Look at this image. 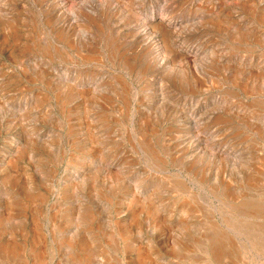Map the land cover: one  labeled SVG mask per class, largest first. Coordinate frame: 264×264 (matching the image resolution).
<instances>
[{
  "label": "rangeland",
  "instance_id": "rangeland-1",
  "mask_svg": "<svg viewBox=\"0 0 264 264\" xmlns=\"http://www.w3.org/2000/svg\"><path fill=\"white\" fill-rule=\"evenodd\" d=\"M262 157L264 0H0V264H264Z\"/></svg>",
  "mask_w": 264,
  "mask_h": 264
},
{
  "label": "bare ground",
  "instance_id": "bare-ground-1",
  "mask_svg": "<svg viewBox=\"0 0 264 264\" xmlns=\"http://www.w3.org/2000/svg\"><path fill=\"white\" fill-rule=\"evenodd\" d=\"M123 16V15H122ZM40 17V16H39ZM39 23V22H38ZM118 24V23H117ZM38 27V26H37ZM43 27V26H42ZM47 29V28H46ZM38 31V30H37ZM33 38V37H32ZM54 41V40H53ZM69 41V40H68ZM111 41V40H110ZM113 41V40H112ZM32 43V42H31ZM118 44V43H117ZM44 52H45V50H44ZM60 52H62V51H60ZM67 52V51H66ZM45 54V53H44ZM63 54V53H62ZM50 55V54H49ZM57 55V54H56ZM64 55V54H63ZM134 55V54H133ZM56 58V57H55ZM128 64V63H127ZM144 66V65H143ZM125 68V67H124ZM144 71V70H143ZM137 77V76H136ZM41 80V79H40ZM36 82V81H35ZM121 82V81H120ZM135 101V100H134ZM133 104V103H132ZM62 107V106H61ZM132 110V109H131ZM115 120V119H114ZM118 120V119H117ZM119 121V120H118ZM127 121V120H126ZM92 138V137H91ZM242 138V137H241ZM147 139V138H146ZM63 140V139H62ZM144 142V141H143ZM137 144V143H136ZM162 144V143H161ZM154 148V147H153ZM162 149V148H161ZM150 150V149H149ZM147 151V150H146ZM155 150H153V152H154ZM150 152V151H149ZM156 152V151H155ZM154 152V153H155ZM157 152H159V151H157ZM156 152V153H157ZM27 153V152H26ZM152 153V152H151ZM54 154V153H53ZM52 154V155H53ZM146 154V153H145ZM153 154V153H152ZM158 155V154H157ZM171 155V154H170ZM39 158V157H38ZM260 158V157H259ZM262 159L264 160V158L262 157ZM260 161V160H259ZM262 161V160H261ZM260 164V166H261V163H259ZM263 164V163H262ZM152 168V167H151ZM263 168V167H262ZM259 174V173H258ZM260 177V176H259ZM174 179V178H173ZM250 179V178H249ZM248 179V180H249ZM252 183V182H251ZM256 184V183H255ZM261 186V185H260ZM247 187V186H246ZM222 188V187H221ZM251 188V187H250ZM254 188H255V186H254ZM224 189V188H223ZM247 189V188H246ZM173 190V189H172ZM249 191V190H248ZM260 191V190H259ZM229 192V191H228ZM250 193V192H249ZM249 193H248V196H249ZM260 193V192H259ZM42 194V193H41ZM225 194V193H224ZM227 194V193H226ZM260 194H262V193H260ZM28 196V195H27ZM35 197H36V194L34 195ZM222 196V195H221ZM226 196V195H225ZM232 196V195H231ZM244 196H246V195H244ZM257 196V195H256ZM260 196V195H259ZM259 196H258V198H259ZM264 196V195H263ZM33 197V196H32ZM40 197V196H39ZM235 197V196H234ZM247 197V196H246ZM245 197V198H246ZM250 197V196H249ZM248 197V198H249ZM255 197V196H254ZM37 198V197H36ZM242 198V197H241ZM251 198V197H250ZM261 198H264V197H261ZM256 199H257V197H256ZM35 200V199H34ZM33 200V201H34ZM234 200H236L235 198H234ZM243 200H245V199H243ZM248 200V199H247ZM259 200H260V198H259ZM264 200V199H263ZM233 201V200H232ZM238 201V200H237ZM253 201V200H252ZM257 201V200H256ZM189 202V201H188ZM228 202H230V200L228 201ZM243 202V201H242ZM249 203H250V201H249ZM248 203V204H249ZM33 204V203H32ZM32 204H30V205H32ZM244 203H242V205H243ZM248 204H244L245 205V209H250L251 210V212H253V213H251V215H256L257 214V217H258V215L260 216V218H263L264 217V203H254V204H251V207H249L250 206V204L248 205ZM198 205V204H197ZM230 205V204H229ZM233 205V204H232ZM231 205V206H232ZM239 205V204H238ZM243 205V206H244ZM234 206V205H233ZM232 206V207H233ZM239 206H241V205H239ZM138 208V207H137ZM151 208V207H150ZM244 208V207H243ZM39 209V208H38ZM231 209V208H230ZM229 209V210H230ZM233 209V208H232ZM235 210L237 209V208H234ZM245 209H243V210H245ZM37 210V209H36ZM250 210H248V211H250ZM35 211V210H34ZM232 211V210H231ZM247 211V212H248ZM136 212V211H135ZM239 212V211H238ZM243 211H241L240 213H242ZM232 213V212H231ZM250 213V212H249ZM248 214V213H247ZM232 215V214H231ZM235 215V214H234ZM240 215V214H239ZM238 215V216H239ZM243 215H245V214H243ZM253 215V216H254ZM82 216V215H81ZM213 216V215H212ZM247 216V218H248V216L249 215H246ZM252 216V217H253ZM34 217V216H33ZM233 217V216H232ZM237 218V217H236ZM240 218V217H239ZM242 218H244V216H242ZM241 218V219H242ZM246 218V217H245ZM251 218V216L249 217V219ZM36 219V218H35ZM238 219V218H237ZM256 219H258V218H256ZM93 220V219H92ZM247 222L248 221H250V220H246ZM246 221H244V223L246 222ZM258 221V220H257ZM23 222V221H22ZM225 222V221H224ZM241 222V221H240ZM246 222V223H247ZM259 222V221H258ZM264 222V221H263ZM36 223V222H35ZM212 223V222H211ZM228 223V222H227ZM226 223V224H227ZM232 223V222H231ZM242 224H243V222H241ZM251 223V222H250ZM254 223H256V222H254ZM21 224V223H20ZM233 224H235V223H232V225ZM22 225V224H21ZM35 225V224H34ZM33 225V226H34ZM208 225V224H207ZM251 225V224H250ZM252 225H253V223H252ZM251 225V226H252ZM256 225H257V223H256ZM41 226V225H40ZM93 226V225H92ZM213 226V225H212ZM230 226V225H229ZM237 226H241V225H239V222H238V225ZM245 226H247V225H245ZM251 226H247V227H245V228H247L248 229V231L249 232H247V234H249V236L251 237L250 238V240H251V242H252V244H253V246H256V247H258L259 249H261V250H263L264 249V223H262V224H260L259 225V227H256L255 226V228L253 229ZM217 227V226H216ZM227 228H229V227H227ZM234 228V227H233ZM242 228H243V226H242ZM42 229V228H41ZM208 229V228H207ZM217 229V228H216ZM218 229H222V228H219L218 227ZM232 229V228H231ZM235 229H236V227H235ZM36 230V229H35ZM255 230V231H254ZM34 231V230H33ZM211 231V230H210ZM215 231V230H214ZM222 231V230H221ZM236 231V230H235ZM238 231H240L241 232V230H237V232ZM35 232V231H34ZM98 232V231H97ZM217 232V231H216ZM262 232V233H261ZM218 233V234H217ZM217 233H215L214 234V236H212V238H208V239H210V240H208V242H209V247H208V249H207V252L206 253H208L209 254V256H210V258H211V262H215V263H217V264H236L235 262H234V256H233V253L236 251V252H238L239 251V245L241 246V244H238V246H236L235 244H232V242L230 243V241H232V240H230L229 241V243L230 244H232L233 245V247H231V246H228V241L225 239V235L223 234V236H222V234H219L220 232H217ZM227 233H228V231H227ZM41 234V233H40ZM43 234V233H42ZM207 234V233H206ZM212 234H213V232H212ZM226 234V233H225ZM231 234V233H230ZM60 235V234H59ZM194 235V234H193ZM203 235L204 234H202V237H203ZM15 236V235H14ZM35 236H36V234H35ZM104 236V235H103ZM102 236V237H103ZM204 236H206V235H204ZM208 236H210L209 234H208ZM223 238H222V237ZM227 236V235H226ZM229 236V235H228ZM235 236V235H234ZM245 236V235H244ZM38 237V236H37ZM61 238H63L62 236H60ZM194 237V236H193ZM200 237V236H199ZM198 237V238H199ZM238 237H239V235H238ZM246 237V236H245ZM57 238H59V236L57 237ZM107 238V237H106ZM240 238L241 237H239V240H240ZM110 239V238H109ZM228 239V238H227ZM231 239V238H230ZM33 240V239H32ZM62 240V239H61ZM107 240V239H106ZM234 240V239H233ZM236 240V239H235ZM247 240H249V239H247ZM24 241V240H23ZM53 241V240H52ZM64 241V240H63ZM101 241V240H100ZM227 241V242H226ZM237 241V240H236ZM241 241V240H240ZM244 241V240H243ZM7 242V241H6ZM35 242V241H34ZM59 242V241H58ZM57 242V243H58ZM61 242V241H60ZM70 242V241H69ZM104 242V241H103ZM249 242V241H248ZM26 243V242H25ZM68 243V242H67ZM106 243H108V242H106ZM245 243H246V241H245ZM34 244V243H33ZM42 244H43V242H42ZM42 244H41V246H42ZM56 244V243H55ZM83 244H84V242H83ZM236 244H237V242H236ZM249 244H250V242H249ZM40 245V244H39ZM44 245V244H43ZM67 245H71V244H66V246ZM79 245H81V244H79ZM197 245V244H196ZM244 245V244H243ZM1 246V245H0ZM45 246V245H44ZM44 246H42V247H44ZM53 246V245H52ZM52 246H50V247H52ZM65 246V247H66ZM87 246V245H86ZM204 246V245H203ZM253 246H251V247H253ZM35 247V246H34ZM56 247H57V245H56ZM79 247H82V245L81 246H79ZM84 247V246H83ZM120 247V246H119ZM195 247V246H194ZM242 247V246H241ZM3 248V247H2ZM53 248V247H52ZM115 248V247H114ZM249 249V247L247 246L246 247V249ZM21 249V248H20ZM49 249V248H48ZM57 249H58V247H57ZM106 249V248H105ZM241 249V248H240ZM253 249V248H252ZM18 246L15 244V243H9V244H7V248H5V249H3V250H0V252H7L8 253V256H9V259H10V261L11 260H13V261H16L17 260V256H18ZM32 250V249H31ZM244 250V249H243ZM242 250V251H243ZM251 250V249H250ZM36 251V250H35ZM41 251V250H40ZM50 251V250H49ZM91 251V250H90ZM245 251V250H244ZM92 252V251H91ZM87 253V255L89 254V256H86V259L88 260V262L90 263V264H96L93 260H94V254H93V252L92 253ZM107 252V251H106ZM137 252L139 253L140 252V250L139 249H137ZM144 252H145V250H144ZM184 253H185V251H183ZM253 252V251H252ZM258 252V251H257ZM260 252V251H259ZM262 252V251H261ZM260 252V253H261ZM40 253L41 252H38V253H36L37 254V258L38 259H40ZM109 253H111V252H109ZM137 253V254H138ZM248 253V252H247ZM2 254V253H1ZM140 254V253H139ZM182 254V253H181ZM188 254V253H187ZM239 254V253H238ZM237 254V255H238ZM252 254V253H251ZM264 254V253H263ZM262 254V255H263ZM42 255H44V254H42ZM83 255H85V254H83ZM190 255H192V254H190ZM255 255V254H254ZM261 255V256H262ZM33 256V255H32ZM36 256V255H35ZM76 256V255H75ZM81 256V255H80ZM142 256V255H141ZM183 256V255H182ZM206 256V255H205ZM240 256V255H239ZM257 256V255H256ZM23 257V256H22ZM139 258H140V256H138ZM227 257H229L230 258V262H226L224 259L225 258H227ZM84 258V257H83ZM189 258H190V256H189ZM191 258H192V256H191ZM22 259V258H21ZM26 259V258H25ZM33 259V258H32ZM78 259V258H77ZM236 259V258H235ZM247 259V258H246ZM245 259V260H246ZM251 259V258H250ZM5 260V259H4ZM3 260V261H4ZM45 260V259H44ZM47 260V259H46ZM79 260H81V258L79 259ZM85 260V259H84ZM117 260V259H116ZM186 260H188V259H186ZM195 260V259H194ZM240 260V259H239ZM252 260V259H251ZM253 260H255V259H253ZM28 261V260H27ZM118 261V260H117ZM238 261V260H237ZM250 261V260H249ZM77 262V261H76ZM81 262V261H80ZM79 262V263H80ZM87 262V263H88ZM203 262V261H202ZM27 263V262H26ZM35 263V262H34ZM38 263V262H37ZM48 262H46V264H47ZM102 263V262H101ZM101 263H99V264H101ZM109 263V262H108ZM107 263V264H108ZM114 263V262H113ZM118 263V262H117ZM205 263V262H204ZM249 263H251V262H249ZM22 264V263H21ZM28 264V263H27ZM64 264V263H63ZM84 264V263H83ZM111 264H112V261H111ZM206 264H208V263H206Z\"/></svg>",
  "mask_w": 264,
  "mask_h": 264
}]
</instances>
